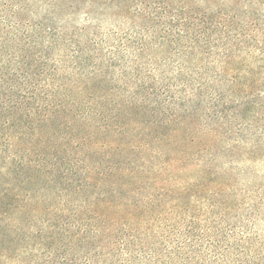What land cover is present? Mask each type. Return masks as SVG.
<instances>
[{
	"label": "trees",
	"instance_id": "1",
	"mask_svg": "<svg viewBox=\"0 0 264 264\" xmlns=\"http://www.w3.org/2000/svg\"><path fill=\"white\" fill-rule=\"evenodd\" d=\"M133 1L0 6V264H264V0Z\"/></svg>",
	"mask_w": 264,
	"mask_h": 264
},
{
	"label": "rangeland",
	"instance_id": "2",
	"mask_svg": "<svg viewBox=\"0 0 264 264\" xmlns=\"http://www.w3.org/2000/svg\"><path fill=\"white\" fill-rule=\"evenodd\" d=\"M61 2H64L68 6L74 5L75 8L80 10L74 15H71L70 11H67L65 16L68 23L71 24L72 27H75L77 29H81L83 27H86V25H89L90 21L87 20L86 16V13L88 12L91 14L92 17L91 25L93 29L98 24L99 15L101 16V21L104 24L105 30L115 31L116 29L127 28L130 26H136V29H139L141 27L140 25L142 24L136 19L138 14L136 13L135 2L133 1L132 3V0H125V3L123 5V11L125 12H123L122 14H120L119 11H116V9H114L113 11L107 12V14L104 16L103 14H105L106 7L104 6L99 10H95L96 6L98 5L94 7V3L91 0H85L84 2L81 0H0V6H28V8L35 9L36 12L39 14H45V11L47 9H50L51 6H53L54 4H60ZM255 165L254 166L256 171L259 172V176L257 179H259V183L264 188V158L262 157L261 160L258 161ZM257 228L261 235L264 236V219L259 222Z\"/></svg>",
	"mask_w": 264,
	"mask_h": 264
}]
</instances>
